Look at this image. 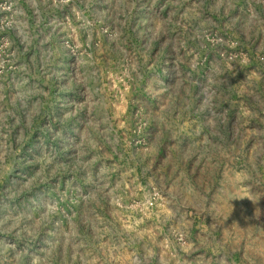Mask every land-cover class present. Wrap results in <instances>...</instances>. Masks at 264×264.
<instances>
[{
  "label": "rangeland",
  "instance_id": "rangeland-1",
  "mask_svg": "<svg viewBox=\"0 0 264 264\" xmlns=\"http://www.w3.org/2000/svg\"><path fill=\"white\" fill-rule=\"evenodd\" d=\"M0 264H264V0H0Z\"/></svg>",
  "mask_w": 264,
  "mask_h": 264
}]
</instances>
